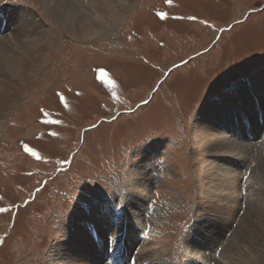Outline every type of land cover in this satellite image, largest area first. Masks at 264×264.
<instances>
[{
	"label": "rangeland",
	"instance_id": "1",
	"mask_svg": "<svg viewBox=\"0 0 264 264\" xmlns=\"http://www.w3.org/2000/svg\"><path fill=\"white\" fill-rule=\"evenodd\" d=\"M61 5L83 13L68 21L44 0H0V39L20 35L19 8L42 23L24 36L28 53L0 46L17 68L0 74V264H52L101 198L141 218L126 215L117 264H197L183 259L188 244L264 264V87L254 88L264 85V0ZM225 100L226 114L201 121ZM201 122L213 126L204 142ZM218 133L263 150L217 149Z\"/></svg>",
	"mask_w": 264,
	"mask_h": 264
},
{
	"label": "bare ground",
	"instance_id": "2",
	"mask_svg": "<svg viewBox=\"0 0 264 264\" xmlns=\"http://www.w3.org/2000/svg\"><path fill=\"white\" fill-rule=\"evenodd\" d=\"M44 1L52 6L51 8L53 11H55L57 9L58 11H60V13L64 14L68 18L67 19L68 21L69 20H71V21L72 20H78L77 18H80L79 16L83 13V12L78 13L79 16H78V14L76 16L72 15L73 13L70 14V10H67V8H65L64 5H61L62 3H64V4L65 3H74L75 0H61L62 2H60L58 0H44ZM117 4H119V3L118 2L116 3V7H117ZM106 9H107V11L110 12L111 17L113 18V15H112L113 13H112L111 8L107 5ZM35 13L32 9H27V8L17 9L16 12H14L13 16L11 17V19L15 20L17 18L18 26L16 28H18L17 30L20 32V35L14 36L15 35L14 34V35L9 36V33L3 34L1 36V39H0V46L2 48H5V47L7 48L9 46V47H12V49L17 48V49L21 50L23 53H28L29 52V51H27L28 41L24 40V38H25L24 36L26 34L32 35V34L37 33L38 29L42 25L41 22H38V21L36 22L35 18H38V17H36ZM88 16H90V15L88 14L87 17ZM91 18L94 19L95 21H97L100 25H101V23H103L105 21V19H104L105 17H104L102 12H100V13L94 12L91 15ZM67 25L68 24L65 25V24L61 23V26L63 28L66 27V29L68 28ZM101 29H103V28H101ZM3 56H0V64L3 67L2 68L3 70L1 71L0 74L5 73V75L12 76V78H13V76L16 77L17 68L15 66H13L12 63L5 61V58H3ZM34 60L32 59L33 62H34ZM255 83L256 84L254 85V88H256V89L264 87V85L262 86L259 83V81L255 82ZM3 91H5V88ZM225 105H227L226 100L222 101V103L219 105L215 104L214 107H217V109H214V111H213L214 113L213 112L212 113L204 112L202 114L201 121L204 120L205 118H207L208 115H211V114H216V115H217V113H221V114L225 113L226 114L227 107H229V106L227 105V107H224ZM203 122L206 123V121H203ZM203 124L201 122V125H199L197 127L196 132H197V134H199V133L201 134L202 141L204 142V141H207L206 139H208V136H209V134L207 133L209 131V129H207V127H210L212 130L213 126H211L209 124H208L209 126H207V124H205V125H203ZM202 126H205L206 129L205 128L202 129L201 128ZM218 134L221 136L222 140H226V141H223L222 143H225V144H222L220 141L221 139L217 138L219 135H217V137H215V138H212L211 140L219 141V142H216L214 145V147H216L217 149H219L221 147H223V148L225 147V149H223V150L230 151V152H231V150H233L236 152V154L238 153L237 155H241V157L242 156L244 157L245 155L246 156L249 155L250 157H257L260 152L258 153L255 150V147L258 146L257 149H259V148L262 149V147H260L259 145L255 146V147H254V145L253 146L252 145L249 146L246 144L242 145V143L236 142L235 140L228 137L227 135H223L220 133H218ZM227 144H229V146ZM249 148L251 150H249ZM147 150H149V148ZM252 150H253V152H252ZM226 155L230 156L228 154H226ZM246 156H245V158H246ZM261 156H262V160L259 157L261 163L258 166H262V164H263L262 161H264V159H263L264 156H263L262 152H261ZM136 174H138V173H136ZM136 174H134V175H136ZM146 181L148 184L149 183L148 179H146ZM138 183L141 184V182H139V180H136L137 185H138ZM136 184H134V186H137ZM147 184L145 182L144 183L142 182V186H144V187H141V188L146 189L148 187ZM130 189H132V188H130ZM132 190H130V191H132ZM241 193H242V191H241ZM131 195H132V198H131L132 204H134L135 202H137V203L140 202L141 198H139V195H137V193L132 192ZM249 196H250V194L247 196H243V194H241L240 199L242 200L245 198L246 201H249ZM111 205H112V203L111 204L108 203V201H106L103 198L99 199L96 203L91 205L89 210L86 211L85 213H83L80 216V219L77 221V223L75 225H73V227H71L70 231L68 232V237L66 239H64V241H66V242L63 241L64 243L63 242L61 243V241H60V242L56 243L55 248H54V255H53V259H51V263L52 264H107L106 258H104V257H106V255L108 256V254H109L108 249L109 248H112L114 251V259H113L114 264H117L121 260H123V252L121 250V242H120L121 239H119V236H120L121 231L123 229L122 224L125 222V220L129 219V217L126 216V215H128V213H131L133 215V219H131V218L130 219L136 225L140 224L141 218H140V216L135 215V212H136L135 209L132 211V209H126L125 208L126 210L119 212V211H117L118 208H116V206H118L117 202L114 204L115 205L114 207H111ZM196 226H197V224H195V227ZM130 228L133 231L137 230V228L135 226H130ZM234 230H236V229H234ZM233 234H236V231H233ZM197 238L203 240L204 237L199 238L197 236ZM208 239L210 240L209 237H208ZM211 239H212V237H211ZM212 240H215V239H212ZM215 242H217V240L214 241L213 243H215ZM224 244H226V243H224ZM198 247H199L198 245H195V248H196L195 249L194 245L192 247H190L188 244L186 246V249H184L183 259L189 257V259H192L194 262H197V264H241L242 259L239 257L235 258L234 256L232 257V256L228 255L226 253L227 248L224 246L222 248V252L219 254L218 257L215 255L216 254L215 251H217L216 249L212 250V252L214 251L213 253L212 252L208 253V249H207V251H205L201 247H199V248ZM103 253L105 254V256ZM148 261L150 262V264H153L152 260H148ZM110 264H111V262H110Z\"/></svg>",
	"mask_w": 264,
	"mask_h": 264
}]
</instances>
